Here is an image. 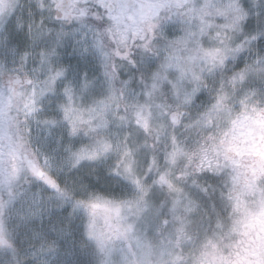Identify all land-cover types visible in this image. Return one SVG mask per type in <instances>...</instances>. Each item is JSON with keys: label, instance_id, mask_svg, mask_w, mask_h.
I'll return each instance as SVG.
<instances>
[{"label": "snow or ice", "instance_id": "snow-or-ice-1", "mask_svg": "<svg viewBox=\"0 0 264 264\" xmlns=\"http://www.w3.org/2000/svg\"><path fill=\"white\" fill-rule=\"evenodd\" d=\"M250 102L264 111V0H0V264H109L163 181L151 157Z\"/></svg>", "mask_w": 264, "mask_h": 264}, {"label": "rangeland", "instance_id": "rangeland-1", "mask_svg": "<svg viewBox=\"0 0 264 264\" xmlns=\"http://www.w3.org/2000/svg\"><path fill=\"white\" fill-rule=\"evenodd\" d=\"M253 108L250 102L247 110L234 111L226 127L206 138L186 136L188 148L169 146L151 157L153 178L163 181L155 190L151 180L145 185L148 213L127 211L133 227L112 237L109 264H264V111ZM158 123L145 116L141 126L159 133V140ZM143 163L141 157L147 175ZM96 190L116 201L135 199L115 181ZM96 256L89 252L81 259Z\"/></svg>", "mask_w": 264, "mask_h": 264}, {"label": "trees", "instance_id": "trees-1", "mask_svg": "<svg viewBox=\"0 0 264 264\" xmlns=\"http://www.w3.org/2000/svg\"><path fill=\"white\" fill-rule=\"evenodd\" d=\"M99 259L100 257L98 255L96 256L95 260L92 258L93 264H98Z\"/></svg>", "mask_w": 264, "mask_h": 264}, {"label": "flooded vegetation", "instance_id": "flooded-vegetation-1", "mask_svg": "<svg viewBox=\"0 0 264 264\" xmlns=\"http://www.w3.org/2000/svg\"><path fill=\"white\" fill-rule=\"evenodd\" d=\"M250 242H252V240Z\"/></svg>", "mask_w": 264, "mask_h": 264}]
</instances>
